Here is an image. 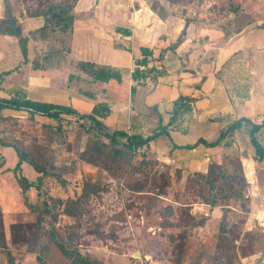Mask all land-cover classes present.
<instances>
[{
    "label": "rangeland",
    "instance_id": "374dc122",
    "mask_svg": "<svg viewBox=\"0 0 264 264\" xmlns=\"http://www.w3.org/2000/svg\"><path fill=\"white\" fill-rule=\"evenodd\" d=\"M60 1L9 0L22 26L31 18L43 21L36 14ZM144 1L149 7L157 3L168 16L194 27L196 37L202 38L207 30L209 35L202 39L207 43L217 42L221 29L234 32L264 21V0ZM85 19L77 15L78 22ZM246 35H238L234 42ZM258 36L249 39L259 41ZM62 57L51 61L50 72H68ZM255 67L264 73L262 62ZM64 84L98 89L87 78ZM0 136L20 144L47 173L41 176L30 164L22 165L21 173L33 184L25 197L12 172L16 153L10 147L2 149L0 215L12 264H39L38 257L45 264H69L50 234L99 264H245L243 256L264 244V223L253 216V196L244 167L252 148L245 138L244 143L239 141L241 151L223 156L224 178H219L213 192L196 172L161 162L153 151L148 164L141 153L135 156L127 178L113 177L118 167L106 158L97 160L93 152L96 132L87 120L58 122L29 113L6 117L0 121ZM232 158L240 160L245 183L240 176L232 179ZM0 264H11L2 250Z\"/></svg>",
    "mask_w": 264,
    "mask_h": 264
},
{
    "label": "crops",
    "instance_id": "0c3cea01",
    "mask_svg": "<svg viewBox=\"0 0 264 264\" xmlns=\"http://www.w3.org/2000/svg\"><path fill=\"white\" fill-rule=\"evenodd\" d=\"M3 1L0 0V19L4 16ZM88 1L79 0L74 8L76 20L68 60L120 69L122 82H92L98 89L91 91L94 97L86 96L64 84L67 74L74 69L68 67L65 73L32 70L23 61L16 37L0 34V97L25 95L33 101L71 106L83 113H91L96 104L106 103L110 113L98 117L106 131L120 130L145 137L164 127L166 134L159 135L153 142V153L159 161L184 172L206 173L210 163L220 165L223 156L241 151V139L242 143L245 138L250 144L246 126L235 130L215 147H208L200 140L214 141L242 117L255 124L264 120V73L260 74L255 67L260 62L264 64V54H261L264 53V29L247 27L228 42L216 45L194 42L195 28L188 26L175 50H167L161 61H153L161 74L138 85L131 73L133 59L142 57L141 48L153 49V57H157L161 49L177 42L185 23L174 16L161 19L144 0ZM80 13L86 19L78 22ZM42 24L41 18L27 19L22 32L28 34ZM247 33L249 35L234 42L238 35ZM204 34L209 33L205 30ZM257 34L261 40L249 39ZM34 44L33 40L28 44L29 60L35 57ZM196 95L202 97L168 125L174 103L180 97ZM26 114L28 112L8 108L0 110L3 118ZM257 138L264 148V126ZM3 148L9 147L0 145L1 156ZM250 149V159L244 161V167L253 196V216L264 223V159L256 158L254 149ZM244 261L245 264H264V250Z\"/></svg>",
    "mask_w": 264,
    "mask_h": 264
},
{
    "label": "trees",
    "instance_id": "16d2710c",
    "mask_svg": "<svg viewBox=\"0 0 264 264\" xmlns=\"http://www.w3.org/2000/svg\"><path fill=\"white\" fill-rule=\"evenodd\" d=\"M79 0H61L57 4H49L45 10L38 12L36 15L43 17V24L41 27L30 31L28 34H23L22 24L20 23L18 17L12 12V7L9 0H4V16L0 19V34L12 35L18 40V45L20 52L23 57L24 63L30 65L32 70H47L51 69V61L57 58L59 55L63 56L64 61L68 63L73 72L67 74V83H73L74 80L88 81L96 83H111L116 84L121 83V70L113 68L108 65H99L89 61H73L68 60V55L70 52V39L72 36L73 25L76 20V15L74 13V8ZM173 2V0H169ZM151 10L157 14L161 19H166L168 17L167 13L162 11L157 3H152ZM250 25V24H249ZM188 24L185 23L181 34L177 39V42L173 45L168 46L165 49H161L157 57H153V49L141 48L142 57L140 59H133L134 68L131 73L133 81L142 85L146 82L148 78H156L161 71H158L153 61H161L164 53L167 50L174 51L175 48L182 42L186 35V29ZM256 29H264V21L259 22V24H254ZM241 30L230 31L229 28L221 29L220 39L214 42L216 45L228 42V40L235 34L239 33ZM127 35H130L127 32ZM209 34L202 35V38L196 37L193 41L202 44V39H205ZM30 40L34 41V52L35 57L33 60L28 59V44ZM203 41V42H202ZM54 43V44H53ZM213 43V45H215ZM61 45V47H59ZM215 45V46H216ZM55 47L50 50V47ZM49 48V50H47ZM213 52L214 49L212 48ZM39 61V62H38ZM85 75V77H81ZM82 78V79H81ZM72 90L84 94L89 97H94V94L78 86H67ZM133 90V88H132ZM202 96H190V97H180L177 102L174 103L172 116L169 120L168 125H172L176 120H178L184 113L192 108V104L195 100L201 98ZM14 109V110H25L29 115H39L45 116L48 119L55 121L68 120L69 118H74L75 120H87L89 122V127H91L96 132V141L93 146V152L97 160L106 158L112 166L118 167V170L114 172L113 177L120 178L125 177L128 169L134 168L132 160L139 153L146 157L145 162L148 164L149 153L152 154V144L161 134H166L164 127L160 128V131L154 132L148 136H141L138 134L128 135L123 131L115 130L112 132L106 131L101 121L98 119L103 118L110 113V108L106 103H98L95 105L91 113H83L71 106H62L51 103H43L30 100L26 98L25 95L21 96H10L0 97V110L2 109ZM3 117H0V121ZM246 126V132L249 138V142L254 149L255 157L258 159H264V148L257 138V133L264 126V120L255 124L250 119L242 117L230 124L226 130L222 131L217 139L211 142H206L200 140L201 143L208 147H215L222 143L223 139L227 136H231L235 130ZM105 140L107 143H104ZM0 145L4 147H10L14 150L17 156V161L12 168L13 175L16 177L17 182L22 189V193L26 197L25 193L33 184L21 173V167L24 163L30 164L36 172L41 174V176L46 175L44 168H40L33 159L29 158L28 153L24 148L18 143H8L4 141L0 136ZM186 147H189L188 145ZM148 154V156H146ZM154 154V153H153ZM234 162V173L232 179L235 180L239 178L245 183V178L242 172L240 160L237 158H232ZM143 161V160H142ZM201 176L208 184L209 188L213 191H217V181L219 178H224V172L222 167L215 163H210L206 173H197ZM127 178V176H126ZM38 189L40 188L41 181H38ZM234 195L239 196V192L234 191ZM226 196V195H224ZM227 197V196H226ZM214 197L210 200V204H214ZM69 207V206H65ZM50 237L57 248L68 258L69 264H99L97 261L92 259L88 255L82 254L76 248H67L61 241H59L53 234ZM0 250L3 251L9 263H13V259L10 251L8 250V245L4 236V227L2 217L0 215ZM264 250V244L259 248L252 251L250 255L243 256L245 260L250 258L252 255ZM39 264H45L43 260L37 258Z\"/></svg>",
    "mask_w": 264,
    "mask_h": 264
}]
</instances>
